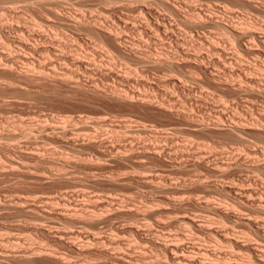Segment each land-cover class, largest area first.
Segmentation results:
<instances>
[{
    "label": "rangeland",
    "instance_id": "obj_1",
    "mask_svg": "<svg viewBox=\"0 0 264 264\" xmlns=\"http://www.w3.org/2000/svg\"><path fill=\"white\" fill-rule=\"evenodd\" d=\"M54 1L61 13L82 14L88 20L99 17L98 21L118 25L124 37L122 44L134 41L129 46H135L146 60L139 62L130 54L125 57L103 49L99 45H103L102 36L53 15ZM211 6L220 10L216 12L222 13L225 21H256L257 27H262L257 28L259 34H264V0H0V53L8 50L12 36L22 34L14 28L17 25L24 32H43L48 41H33L51 48L35 53L42 64L25 67L18 61L16 70L30 69L32 75H37L44 69L59 77L4 80L0 75V131L14 128L27 131L28 135L15 141L0 138V264H177L171 252L161 247L163 241H182L189 254L193 246H199L202 250L192 252L197 258L206 246L213 252L216 249L222 257L211 258L206 252L200 255L206 264L254 262L252 254L244 251V244L257 241L263 248L264 237L246 220L230 221L223 214L230 209L246 219L253 216L251 219L264 222L260 211L264 208V54L237 51L223 29L209 22ZM145 7L151 8L153 14ZM174 7L186 16L199 10L206 23L189 26ZM166 27L169 34L175 31L172 36ZM246 39L247 46L264 48L252 37ZM212 43L221 47L219 53L213 50ZM74 50L83 51V56ZM61 52L68 53L67 57L81 55L85 65L62 60ZM160 57L171 60L173 68L158 63ZM68 67L74 71L68 74L70 80L63 76ZM233 85L245 88L234 93ZM111 89L135 94V100L148 94L158 105L172 109L114 100L107 96ZM234 123L245 124L248 131L239 136L230 129ZM151 144L157 149L163 147L160 155L152 152L151 156L146 151L148 146V150L154 149ZM119 155L127 159H120ZM249 188L255 191L242 193ZM42 196H51L54 201L48 203ZM18 198L22 199L20 206L15 205ZM100 200L106 203L105 208ZM93 201L104 210L94 209ZM67 204L80 207L81 213L76 206L71 209ZM76 208L78 214L73 212ZM192 216L199 223L204 222V228L189 223ZM226 226L232 228L228 232L230 239L233 237L230 242L219 240L223 237L217 233ZM210 228L216 232L214 235ZM62 230L74 232V236ZM55 232L66 235L58 234L59 238ZM89 235H95V240Z\"/></svg>",
    "mask_w": 264,
    "mask_h": 264
},
{
    "label": "bare ground",
    "instance_id": "obj_2",
    "mask_svg": "<svg viewBox=\"0 0 264 264\" xmlns=\"http://www.w3.org/2000/svg\"><path fill=\"white\" fill-rule=\"evenodd\" d=\"M241 1V0H240ZM55 2L56 1H54V4H55ZM231 2H233V1H231ZM242 2H245V1H242ZM249 2V1H248ZM142 3H144V2H142ZM234 3V2H233ZM240 3V2H239ZM57 4H59V3H57ZM244 4H246V3H244ZM148 5V4H147ZM191 5V4H190ZM145 6V5H144ZM198 6V5H197ZM207 6V5H206ZM241 6H242V4H241ZM59 8H60V6H58ZM173 7V6H172ZM200 7V6H199ZM225 7V6H224ZM226 7H227V5H226ZM140 8V7H139ZM141 8H144V7H141ZM140 8V10H142ZM146 8V7H145ZM148 8V7H147ZM147 8H146V10H147ZM194 8V7H193ZM203 8V7H202ZM215 8V7H214ZM232 8V7H231ZM149 9V8H148ZM151 9V8H150ZM149 9V10H150ZM174 9H175V11L178 13V14H180L181 15V18L180 19H182V21L184 20L186 23H188L189 24V26L191 25V26H199V25H204V23H206L205 21H204V19H203V16H202V13L201 12H199V10L198 11H195L194 9V11L193 12H191L190 11V13L186 16V15H182L181 14V12H180V10L177 8V7H174ZM205 9V8H204ZM218 9V8H217ZM225 9V8H224ZM11 10V9H10ZM210 11V13L208 14L209 16H211L210 17V21L209 22H211L212 24H214V25H216L217 27H220V28H222L223 29V33H226V34H224V35H227V38L229 39V42L231 43V44H233V45H235L236 47H237V51L238 50H247V51H249V52H252V53H254V54H264V48H262V47H260V48H254V46L252 47V45H251V47L250 46H247L246 45V41L244 42V40L247 38V37H252L253 39H255V40H257L258 41V43L260 42V45L262 44V46L264 47V34L262 35V33L261 34H259V32L260 31H258L257 30V23H256V21L254 22V21H251V20H247V19H243L242 21H239L238 19V21L236 20V21H234V19L233 20H228V21H225L224 20V16H222V15H220V14H222V13H217V12H219V11H215L213 8H212V6H211V9H209ZM231 10V9H230ZM145 11V10H144ZM207 11V10H206ZM226 11H228V10H226ZM146 12V11H145ZM150 12H151V10H150ZM225 12V11H224ZM230 12V11H229ZM51 13H53V15H55L56 17H58L59 19H62V20H64L65 22H69V23H71V24H73L74 26H84V27H86V28H88V30H90L92 33L94 32V33H97V35H99V38H100V36H102L103 37V39L101 40L102 41V43H103V45H101V44H99L101 47L103 46V49H104V47L106 48L105 50H107L108 52H117V53H119L120 55L122 54V55H124V54H130V55H132L136 60H138L139 62H144L145 60H146V57H145V55H140V54H138V51L136 50V47L134 46V48L132 47V46H129V44H132V42H134V41H132L131 43H127L126 45H125V43L124 44H122V42H123V40H124V37L120 34V32H119V27H118V25H114L113 23H111V25H108V24H110V23H106V22H104V23H106L107 25H105L103 22H101V21H98L99 19V17L96 19V17L93 19V16H92V19L90 20H88L87 19V17L85 18L84 17V15H72V14H70V12L68 13H61L58 9H57V5L55 4L54 5V7L52 8V12ZM207 13V12H206ZM151 14H153L152 12H151ZM150 14V15H151ZM142 15H144V14H142ZM141 15V16H142ZM204 15H205V13H204ZM217 15H219V16H217ZM225 15V14H224ZM152 16V15H151ZM154 17V16H153ZM141 18V17H140ZM148 18V17H147ZM141 19H143V18H141ZM206 19V18H205ZM209 19V18H208ZM236 19V18H235ZM242 19V18H241ZM140 20V19H139ZM153 20V19H152ZM207 20V19H206ZM2 21V20H1ZM149 21V20H148ZM62 22V21H61ZM100 22L103 24H101L100 25ZM129 22H131V21H129ZM128 22V23H129ZM155 22L156 23H158L156 20H155ZM160 22V21H159ZM6 23V22H5ZM19 23V22H18ZM17 23V24H18ZM68 23V24H69ZM99 23V24H98ZM147 23V22H146ZM166 23V22H165ZM65 24V23H64ZM63 24V25H64ZM67 24V23H66ZM152 24V23H151ZM159 24H162L161 22L159 23ZM159 24L157 25V26H159ZM3 25V24H2ZM11 26L10 27H14L12 24H10ZM133 25V24H132ZM147 25V24H146ZM153 25H155V23L153 24ZM166 25V24H165ZM4 26V25H3ZM2 26V27H3ZM67 26V25H66ZM71 26V25H70ZM127 26V25H126ZM162 26V25H161ZM167 26V25H166ZM244 26V27H243ZM258 26H260L259 24H258ZM125 27V26H124ZM137 27V26H136ZM160 27V26H159ZM158 27V28H159ZM164 27V26H163ZM215 27V26H214ZM1 28V27H0ZM15 29H17V30H19V31H21V35H18V37H11L10 39H9V41H8V44H7V49L8 50H6L5 52H1L0 53V56H1V58L3 57L4 58V60L1 62V58H0V75H1V73L3 74V75H1V76H4V78L5 77H8V78H10L11 80H14V79H21L22 78V80H23V78L25 79V78H36V79H57V78H59L57 75H54V74H51V73H49L48 72V70L47 71H45L44 69H42V70H40V71H38L39 73L37 74V75H32L30 72H29V70H27V69H22V71L20 72V70L18 71V70H16V66H15V64H17L16 62H18V61H21V62H23V63H25V67H26V65H30L31 63H38L39 65H41L42 64V61L41 60H39L40 58H38L37 57V59H36V55H35V53H38V52H40L41 50L43 51H47L48 49H51L50 47L48 48V46L46 45V43L44 44V42H46V41H48V35H46L45 33H37L38 35H36L35 33H33V32H31V31H26V32H24L25 31V29L24 28H22V27H20V25H17V26H15L14 27ZM79 28V27H78ZM83 28V27H82ZM121 28V27H120ZM130 28V27H129ZM138 28V27H137ZM169 28V27H168ZM216 28V27H215ZM260 28H262V27H260ZM260 28H258V29H260ZM28 29V28H27ZM161 29V28H160ZM171 29H172V27H171ZM4 30V29H3ZM16 30V31H17ZM29 30V29H28ZM87 30V29H86ZM129 30V29H128ZM131 30V29H130ZM163 30V29H162ZM167 30H169V29H167V27L165 28V31L167 32ZM7 31V30H6ZM170 31H174V29L173 30H170ZM221 31V30H220ZM90 32V33H91ZM164 32V31H163ZM175 32V31H174ZM174 32H172V33H174ZM91 33V34H92ZM170 33V32H169ZM168 32H167V34H169ZM171 33V34H172ZM167 34H165V35H167ZM171 34H169V36L171 35ZM96 35V34H95ZM168 36V35H167ZM172 36V35H171ZM186 36V35H185ZM188 36V35H187ZM7 37H9V36H7ZM36 38H38V39H42L44 42H42V43H40V44H34L33 43V41H35L36 40ZM173 38H174V36H173ZM176 38V37H175ZM188 38V37H187ZM193 38V37H192ZM213 39V38H212ZM53 40V39H52ZM52 40H50L51 42H53ZM99 40V39H98ZM127 40V39H126ZM206 40V39H205ZM209 40V39H208ZM211 40V39H210ZM247 40V39H246ZM255 40H253L255 43L257 42V41H255ZM49 41V42H50ZM100 41V40H99ZM211 41H213V40H211ZM210 41V42H211ZM251 41H252V39H251ZM203 42V41H202ZM54 43V42H53ZM58 43V42H57ZM186 43V42H185ZM196 43V42H195ZM245 43V44H244ZM249 43V42H248ZM257 43V44H258ZM4 44H6V42L4 41ZM49 44V43H48ZM59 44V43H58ZM134 44V43H133ZM61 47H63L62 45H61V42H60V44H59ZM201 45V44H200ZM200 45H198V46H200ZM211 45V44H210ZM212 45H213V50H215V51H219L220 50V48L217 46V44H214V43H212ZM260 45H257V46H260ZM53 46V45H52ZM57 46V45H56ZM99 46V47H100ZM232 46V45H231ZM242 46L244 47V48H242ZM55 47V46H54ZM58 47V46H57ZM65 47H67V46H65ZM5 48V47H4ZM56 48V47H55ZM102 49V48H101ZM0 50H2L1 48H0ZM62 50H63V48H62ZM61 50V51H62ZM41 51V52H42ZM73 51V50H72ZM71 51V52H72ZM77 54H82V56H83V51L82 52H80L79 50H74ZM223 51H224V49H223ZM49 52V51H48ZM55 52V51H54ZM58 51L56 50V53H57ZM46 53V52H45ZM59 53V52H58ZM66 53V52H65ZM70 53V52H69ZM75 53V54H76ZM146 53V52H145ZM161 53H163V52H161ZM183 53V52H182ZM219 53V52H218ZM245 53H247V52H245ZM252 53H249V54H252ZM48 54V53H47ZM66 54H68V53H66ZM66 54H64V52L62 53H60V55L61 56H59L61 59L63 58L64 60L66 59H70L71 61H72V64L74 65H76V66H80V64H83V65H85L83 62V60L85 59H82L83 57L80 55H77L76 54V56H73V57H71V56H69V57H67L68 55H66ZM74 54V55H75ZM196 54V53H195ZM222 54V53H221ZM148 54H146V56H147ZM160 55V54H159ZM158 55V56H159ZM172 55V54H171ZM247 55H248V53H247ZM35 56V57H34ZM86 56V55H85ZM87 56H88V54H87ZM125 57H126V55H124ZM158 56L156 57V56H154V57H156L157 59H158ZM221 56V55H220ZM224 56V55H223ZM242 56V55H241ZM257 56H259V55H257ZM123 57V56H122ZM149 57V56H148ZM147 57V58H148ZM166 57V56H165ZM264 57V56H263ZM262 57V58H263ZM35 58V59H34ZM133 58V59H134ZM167 58V57H166ZM62 59V60H63ZM160 60H157V62L158 63H161V64H168L169 66H172L173 65V62L171 61V60H168V59H161V57L159 58ZM219 59H220V57H219ZM226 59V58H225ZM65 60V61H66ZM69 60V61H70ZM151 60V59H150ZM176 60V59H175ZM187 60H188V58H187ZM240 60V59H239ZM59 61V60H58ZM68 61V60H67ZM66 61V62H67ZM179 61V60H178ZM243 61V60H242ZM149 62V61H148ZM181 62V61H180ZM239 62V61H238ZM262 62H264V60L262 61ZM45 63V62H44ZM43 63V64H44ZM152 63V62H151ZM155 63V62H154ZM154 63H153V65H154ZM183 63V62H182ZM245 63V62H244ZM243 63V64H244ZM250 63V62H249ZM255 62H253V64H254ZM89 64V63H88ZM91 64V63H90ZM218 64V63H217ZM242 64V65H243ZM246 65H247V63H245ZM152 65V66H153ZM188 65V64H187ZM203 65V64H202ZM201 64H200V66H202ZM53 66H54V64H53ZM56 66V65H55ZM54 66V67H55ZM156 66V65H155ZM179 66H181V65H179ZM245 66V65H244ZM255 66V65H254ZM84 67V66H83ZM88 67V66H87ZM166 67V66H165ZM28 68V67H27ZM152 68V67H151ZM159 68H160V66H159ZM169 68V67H168ZM172 68H173V66H172ZM203 68V67H202ZM39 69H40V67H39ZM88 69V68H87ZM170 69H171V67H170ZM204 69V68H203ZM250 69V68H249ZM248 69V70H249ZM53 70V69H52ZM173 70V69H172ZM246 70V69H245ZM244 70V71H245ZM251 70V69H250ZM254 70V69H253ZM64 72H63V76H68V74L70 73V74H72L71 72L73 71V69H70L69 67L68 68H65V70H63ZM54 72V71H53ZM74 72V71H73ZM30 73V74H29ZM242 73V72H241ZM244 73V72H243ZM61 74V73H60ZM247 74V73H246ZM59 75V74H58ZM245 75V74H244ZM239 76H240V74H239ZM8 78H5L4 80H6V79H8ZM68 79L70 80V78H69V76H68ZM243 79V78H242ZM248 80H250V82H251V79H248ZM47 81V80H46ZM243 82V81H242ZM244 82H246V81H244ZM249 82V83H250ZM252 82H253V84H255L256 83V81L255 80H252ZM12 83V82H11ZM48 84V83H47ZM231 84H232V82H231ZM244 84V83H243ZM261 84V83H260ZM40 85V84H39ZM235 85V84H234ZM233 85V86H234ZM75 86V85H74ZM239 86V85H238ZM233 87L232 89H233V92L234 93H239L242 89L244 90V88H240V87ZM5 86H3V88H4ZM95 87V86H94ZM99 87V86H98ZM261 87H262V85H261ZM74 88V87H73ZM97 88V87H96ZM230 88V87H229ZM117 90H118V88H116ZM116 89H115V91L113 90V89H111L112 91L111 92H108V95L107 96H109L110 98H113L114 100L116 99V100H119V101H126V103L128 102H138L139 104L141 103V104H149V105H152V106H156V107H158V108H161V109H163V110H169V108H171L172 109V107H166V106H164L163 104L162 105H158V103H155L156 101L155 100H153L152 99V97L150 98V97H147V95H146V97H140V98H138L137 100H135L134 99V95L133 94H131V93H129L128 91L127 92H124V90H123V92H120V91H116ZM260 89V88H259ZM2 90H4V89H2ZM90 90V89H89ZM88 90V91H89ZM95 90V89H94ZM103 90V89H102ZM258 90V89H257ZM104 91H106V90H104ZM126 91V90H125ZM249 91V90H248ZM1 92V91H0ZM91 92V91H90ZM254 92V91H253ZM95 93V92H94ZM249 93H250V91H249ZM99 94H101V92L99 93ZM102 94H104V93H102ZM139 94V93H138ZM137 94V95H138ZM259 94H261V93H259ZM264 94V93H263ZM262 94V95H263ZM4 95V94H3ZM105 96V95H104ZM152 96V95H151ZM136 98V97H135ZM107 99H108V97H107ZM112 99V100H113ZM160 104V103H159ZM168 106V105H167ZM174 109V108H173ZM180 113V112H179ZM189 115V114H188ZM188 115L186 116V117H188ZM194 120V119H193ZM22 121V120H21ZM220 121L222 122V121H224L223 119L221 120L220 119ZM232 121H234V120H232ZM17 123V122H16ZM22 123V122H21ZM21 123H19V126L21 127ZM24 123V122H23ZM220 123V122H219ZM241 123V122H240ZM246 123V122H245ZM258 123H259V121H258ZM257 123V124H258ZM15 124V123H14ZM221 124V123H220ZM225 124V123H224ZM261 124V123H260ZM13 125V124H12ZM18 125V124H17ZM22 125H25V124H22ZM230 125H232L231 123H230ZM262 125V124H261ZM19 126H17V127H19ZM258 126L260 127V125L258 124ZM258 126H254V127H258ZM23 127V126H22ZM83 127V126H82ZM85 127V126H84ZM88 127V126H87ZM211 127V126H210ZM224 127V126H223ZM42 128V127H41ZM221 128V127H220ZM228 128H229V126H228ZM248 126H246L245 124H235L234 123V125L233 126H231V130H235L236 132H238V135L240 134V133H244V132H246V130L248 131ZM261 128V127H260ZM17 129V128H16ZM20 129V128H19ZM25 129V128H24ZM85 129V128H84ZM226 129V128H225ZM229 129V130H230ZM258 129V128H257ZM68 130V129H67ZM6 131V130H5ZM40 131V130H39ZM38 131V132H39ZM58 131V130H57ZM27 131H17V130H15L14 128H13V130H8V131H6V132H1L0 131V138L2 139V137H4L5 136V138H7V139H9V140H14V139H17V137L19 138L21 135L22 136H25V135H27V133H26ZM42 133H43V131H41ZM47 132V131H46ZM59 132V131H58ZM57 132V133H58ZM63 132H66V130H64ZM90 132V131H89ZM45 133V132H44ZM43 133V134H44ZM48 133V132H47ZM54 133V132H53ZM43 134H42V136H43ZM46 134V133H45ZM62 134V133H61ZM91 134H93V132H91ZM166 134V133H165ZM164 134V135H165ZM34 135V134H33ZM51 135V134H50ZM95 135V134H94ZM28 136V135H27ZM45 136V135H44ZM52 136V135H51ZM67 136V135H66ZM88 136V135H87ZM93 136V135H92ZM156 136V135H155ZM161 136V135H160ZM167 136V135H166ZM169 136V135H168ZM167 136V137H168ZM240 136V135H239ZM58 137H59V135H58ZM49 138V137H48ZM56 138V137H55ZM93 139H95V138H93ZM98 139V138H97ZM4 140V139H3ZM155 140H156V137H155ZM11 141V142H12ZM15 141V140H14ZM89 141V140H88ZM92 141V140H91ZM95 141H96V139H95ZM94 141V142H95ZM98 141V140H97ZM1 142V141H0ZM3 142H5V141H3ZM9 142V141H8ZM90 142V141H89ZM93 142V143H94ZM22 143V142H21ZM72 143V142H71ZM75 143V142H74ZM97 143V142H96ZM145 143V142H144ZM151 143V142H150ZM9 144L10 143H6V145L7 146H9ZM95 144V143H94ZM109 144V143H108ZM108 144H107V146H108ZM116 144V143H115ZM148 144H149V142H148ZM147 144V145H148ZM12 145V144H11ZM152 145V144H151ZM1 146V145H0ZM6 146V147H7ZM18 146V145H17ZM16 146V147H17ZM77 146V145H76ZM152 146H154V145H152ZM14 147V146H13ZM19 147H21L20 145H19ZM73 147V146H72ZM115 147V146H114ZM158 147V146H157ZM157 147L155 148V146H154V149L152 148V149H150V150H148L149 149V146H148V149H147V147L145 148L146 149V151H150L151 153L153 152L154 154H156V155H160V152L163 150V147H160L161 148V150H160V148L159 149H157ZM1 148V147H0ZM23 149H24V147H22ZM109 148V147H108ZM107 148V149H108ZM7 149V148H6ZM8 149H9V147H8ZM110 149V148H109ZM144 149V148H143ZM4 150V149H3ZM116 151H117V149H115ZM123 151V150H122ZM252 151V150H251ZM250 151V152H251ZM262 151V150H261ZM264 151V150H263ZM24 152V151H23ZM144 152V151H143ZM150 152H149V154H150ZM153 153L151 154V156L153 155ZM24 154V153H23ZM126 154V153H125ZM124 154V155H125ZM149 154H147V155H149ZM117 155V154H116ZM128 155V154H127ZM145 155V154H144ZM8 156V155H7ZM118 156V155H117ZM120 156V159L121 158H123L124 156L123 155H119ZM41 157V156H40ZM44 157V156H43ZM156 157V156H155ZM159 157V156H158ZM12 158V157H11ZM125 158V157H124ZM9 159V158H8ZM127 159V157L125 158V160ZM9 162L10 163H12V164H14V161L12 160V159H10L9 160ZM206 162V161H205ZM225 162V161H224ZM263 166V165H262ZM220 167V166H219ZM264 167V166H263ZM14 168V167H13ZM221 168V167H220ZM14 171V170H13ZM220 172V171H219ZM41 174H43V173H41ZM154 175V174H153ZM139 176V175H138ZM154 177V176H153ZM39 178V177H38ZM145 178V177H144ZM148 179V178H147ZM243 179V178H242ZM111 180V179H110ZM146 180V179H145ZM111 182V181H110ZM114 182V181H113ZM145 182V181H144ZM217 182V181H216ZM214 183V182H213ZM207 184V183H206ZM210 184V183H209ZM241 185V184H240ZM239 186V185H238ZM237 186V187H238ZM226 187H227V185H226ZM242 187H243V185H242ZM244 187H246V185L244 186ZM161 188H163L162 186H161ZM228 189V188H227ZM247 189V188H246ZM245 189V190H246ZM250 190H244V189H242V190H244V191H242V193H251L252 191H255V190H253L252 188H249ZM237 191V190H236ZM231 192H233V191H231ZM236 194V193H235ZM251 195V194H250ZM62 196V195H61ZM254 196V195H253ZM41 197V196H40ZM43 197V196H42ZM59 197V196H58ZM65 197V196H64ZM251 197H252V195H251ZM44 198V200L45 201H51V200H53L54 201V198L53 197H51V196H46V197H43ZM61 198V197H60ZM244 198V197H243ZM247 198H249V197H247ZM254 198V197H253ZM16 199V198H15ZM24 199V198H23ZM111 198H109V201L111 202V200H110ZM21 200L22 199H20V198H18V200L16 201V203H15V205L17 206V204L20 206L21 204H19V203H21ZM39 200V199H38ZM60 200V199H59ZM52 201V202H53ZM70 201V200H69ZM96 201H98V200H96ZM101 201V200H100ZM107 201V200H106ZM108 201V202H109ZM199 201V200H198ZM57 202V201H56ZM67 202V201H66ZM99 202V201H98ZM113 203H114V201H112ZM254 202V201H253ZM23 203V202H22ZM34 203V202H33ZM49 203V202H48ZM61 203V202H60ZM65 203V202H64ZM70 203V202H69ZM96 203V204H95ZM101 203H103L102 201H101ZM105 203V202H104ZM103 203V204H104ZM203 203V202H202ZM249 203V202H248ZM12 204V203H11ZM13 204H14V202H13ZM92 204H94L93 205V207H94V209H95V207H99L98 206V204H97V202H95V201H93V203ZM91 204V205H92ZM106 204V203H105ZM104 204V205H105ZM172 204H175V203H172ZM177 204V203H176ZM238 204V203H237ZM24 205V204H23ZM36 205V204H35ZM68 206H70V208H71V206H73L72 204L71 205H69V204H67ZM66 205V206H67ZM90 205V206H91ZM103 205V206H104ZM111 205H112V203H111ZM210 205V204H209ZM208 205V206H209ZM234 205V204H233ZM246 205V204H245ZM250 205V204H249ZM248 205V206H249ZM254 205V204H253ZM14 206V205H13ZM18 206V207H19ZM76 206V205H75ZM75 206H73V207H75ZM85 205H83L82 206V208H84L83 210H86L85 208L86 207H84ZM109 206V205H108ZM107 206V207H108ZM176 206V205H175ZM218 206V205H217ZM257 206V205H256ZM77 207V206H76ZM100 207L102 208V206L100 205ZM99 207V208H100ZM106 207V205L103 207V208H105ZM110 207V206H109ZM180 207V206H179ZM204 207V206H203ZM202 207V208H203ZM211 207V206H210ZM222 207V206H221ZM254 206H252V208H253ZM66 208V207H65ZM70 208H69V211H70ZM78 208V207H77ZM76 208V210H72L73 212H75L74 214H78V212L76 213V211L80 208H78L77 209ZM81 208V209H82ZM102 208V210H104ZM110 208H112V207H110ZM201 208V209H202ZM206 208V207H205ZM215 208V207H214ZM67 209V208H66ZM66 209H65V211H66ZM72 209V208H71ZM91 209H93V208H91ZM93 209V210H94ZM108 209V208H107ZM180 209V208H179ZM200 209V210H201ZM212 209V208H211ZM218 210H219V208H217ZM80 210V209H79ZM175 210V209H174ZM215 210V209H214ZM217 210V211H218ZM233 210V209H232ZM253 210H255V208L253 209ZM65 211H64V213H65ZM96 211V210H95ZM97 211H98V209H97ZM94 212L95 214L97 213L98 214V212ZM107 211V210H106ZM168 211V210H167ZM170 211H172V210H170ZM225 211V214H223V212ZM224 211H221L222 213L221 214H223L224 216H227L228 217V219L230 220H243L242 222H244L245 220H246V222H248V223H250L252 226L251 227H253V225L255 226L254 228L255 229H257V232L259 233V234H261L263 237H264V222H260V221H258V219L259 218H257V220H255V219H251L252 217H249V216H246V217H248L247 219L246 218H244L243 216H241L240 214H238V213H236L235 211H230V209H229V211H228V209H227V211L226 210H224ZM257 211V210H256ZM260 211L261 212H263L264 213V208H261L260 209ZM72 212V213H73ZM84 212V211H83ZM82 212V213H83ZM101 213H102V211H100ZM179 212V211H178ZM216 212V211H215ZM63 213V214H64ZM67 213H69L68 212V210H67ZM72 213L70 214V215H72ZM80 213H81V210H80ZM120 213V212H119ZM168 213V212H167ZM197 213V212H196ZM218 213V212H217ZM258 213V212H257ZM260 213V212H259ZM66 214V213H65ZM64 214V215H65ZM103 214V213H102ZM169 214V213H168ZM184 215L186 214V213H183ZM198 214V213H197ZM203 214V213H202ZM220 214V212L218 213V215ZM261 214V213H260ZM80 215H82V214H80ZM101 215V214H100ZM100 215H98V216H100ZM160 215V214H159ZM165 215V214H164ZM187 215V214H186ZM205 215V214H204ZM256 215H259V214H256ZM104 216H106V214L104 215ZM198 216V215H197ZM199 216H202L201 214L199 215ZM262 216V215H261ZM65 217V216H64ZM108 217H109V215H108ZM107 217V218H108ZM195 216H192V217H189V220H188V222L189 223H191L192 225L193 224H196V225H199L200 227L202 226L203 228H204V222H198V221H196L197 219L196 218H194ZM205 217V216H204ZM223 217V216H222ZM259 217V216H258ZM263 217V216H262ZM67 218V217H66ZM75 218V217H74ZM101 218H102V216H101ZM199 218H201V217H199ZM207 218H209V217H207ZM237 218V219H236ZM256 218V217H255ZM94 219V218H93ZM92 219V220H93ZM96 219H98V218H96ZM183 219V218H182ZM204 219V221H205V218H203ZM228 219H226V220H228ZM73 220V219H72ZM77 220H79L80 222H83L84 220H82V219H78L77 218ZM76 219H75V221H77ZM228 220V221H229ZM230 220V221H231ZM263 220V219H262ZM74 221V222H75ZM184 221V220H183ZM186 221V220H185ZM199 221H201V220H199ZM223 221V220H222ZM84 222H86V221H84ZM88 222V221H87ZM237 222H240V221H237ZM205 223H206V221H205ZM223 223V222H222ZM226 223V222H225ZM225 223H224V226H225ZM38 224V223H37ZM207 224H208V221H207ZM228 224V223H227ZM210 225V224H209ZM238 225V224H237ZM246 225V224H245ZM34 226V225H33ZM40 226V225H39ZM234 226V225H233ZM209 227V226H208ZM207 227V228H208ZM212 227V226H211ZM34 228H35V226H34ZM47 228V227H46ZM229 228H231V227H229ZM228 228V226H226V227H224L223 229V232H220L221 230H219L218 231V229H217V233H220V237L222 236L223 238H219V240L221 239V241L222 240H224L225 242H230L231 241V239L233 238H231L230 239V237H229V235H228V232H229V229ZM235 228V227H234ZM233 228V229H234ZM137 229H138V227H137ZM211 230H212V232H213V229L212 228H210ZM209 229V230H210ZM232 229V228H231ZM237 229V228H236ZM71 230V229H70ZM70 230H68V231H70ZM210 230V231H211ZM62 231H64L65 232V230H62ZM71 231H73V230H71ZM209 231V232H210ZM215 231V230H214ZM234 231V230H233ZM232 231V232H233ZM136 232V231H135ZM231 232V231H230ZM229 232V233H230ZM254 232V231H253ZM56 233V232H55ZM61 233H63V232H61ZM61 233H56L55 235H57V236H64V235H71L72 234V236H74V232H65L63 235L61 234ZM90 233V232H89ZM95 233V232H94ZM216 233V232H215ZM214 232H213V235L215 234ZM257 233V234H258ZM59 234V235H58ZM87 234V233H86ZM86 234H85V236H86ZM97 234V233H96ZM95 234V235H96ZM180 234V233H179ZM235 234V233H234ZM258 234V235H259ZM54 235V236H55ZM81 235V234H80ZM80 235H78V236H80ZM95 235H93V237L92 236H90L91 238H93L94 240H95ZM178 235V234H177ZM237 235V234H236ZM59 236V238H61ZM71 236V237H72ZM77 236V235H76ZM88 236V237H89ZM180 236V235H179ZM216 236V235H215ZM218 236H219V234H218ZM234 236V235H233ZM238 236V235H237ZM66 237V236H65ZM87 237V238H88ZM141 237V236H140ZM151 237V236H150ZM260 237V236H259ZM263 237H261V238H263ZM85 238V237H84ZM109 238V237H108ZM154 238V237H153ZM180 238V237H179ZM194 238V237H193ZM217 238V237H216ZM250 238V237H249ZM56 239V238H55ZM93 239H91V241H89L90 243L92 242V240ZM98 238H96V240H97ZM113 239V238H112ZM177 239V238H176ZM185 239V238H184ZM235 239V238H234ZM260 239V238H259ZM88 240H90L89 238H88ZM87 240V241H88ZM114 240V239H113ZM144 240H145V238H144ZM174 240V239H173ZM179 240V239H178ZM186 240V239H185ZM219 240H218V242H219ZM239 240H241V239H239ZM245 240V239H244ZM250 240V239H249ZM263 240V239H262ZM84 241H85V239H84ZM176 241V240H175ZM174 241V242H175ZM186 241H188V240H186ZM264 241V240H263ZM9 242H11V241H9ZM63 242V241H62ZM89 242H86V243H89ZM120 242V241H119ZM162 242V241H161ZM164 242V241H163ZM162 242V245H161V247L163 246L164 248H165V250L164 251H169V252H171V256H172V258L174 259V260H176V263L177 264H198V262H200L201 264H206L205 262H204V258L202 257V259H203V261L200 259V255L202 254V253H204V252H206L207 254L206 255H208L209 257H210V255H211V258H212V255L213 256H218L219 255V253H218V255H217V253L216 252H218V251H216V246H215V251L213 252V251H211V250H208V249H206L207 248V246H206V248H205V250H204V252H202L200 255H199V258H197L196 256H198V255H194V254H192V252H193V249L195 250V249H197V251L199 250H202V248L201 247H196V246H193L194 248H191V254H189V253H187V251H186V249H185V246L186 245H184L183 243H182V241H176L175 243H173V242H171V243H168V242H164L163 243ZM196 242V241H195ZM213 242V241H212ZM215 242H217L216 240H215ZM214 242V243H215ZM223 242V241H222ZM235 242V241H234ZM236 242H238L237 240H236ZM241 242H242V240H241ZM240 242V243H241ZM159 243V242H158ZM247 243V244H246ZM244 245H245V252L247 251H249L250 252V254H252V256L254 257H252V256H250V254H249V256H250V258L251 259H254V260H252V262L254 263V264H256V262L258 263V264H264V258L262 257L263 255H264V247L263 248H261V246H259L258 244H259V242H257L256 241V243H258V244H252V243H248V242H246ZM12 244V243H11ZM71 244V243H70ZM75 244V242L73 243V245ZM78 244V243H77ZM190 243H188V245H189ZM192 244V243H191ZM216 244V243H215ZM214 244V245H215ZM220 244V243H219ZM227 244V243H226ZM230 244H232V242L230 243ZM264 244V243H263ZM79 245V244H78ZM81 245V244H80ZM224 245V244H223ZM228 245V244H227ZM236 245V244H235ZM218 246V245H217ZM221 246V245H220ZM241 246V245H240ZM262 246H264V245H262ZM78 247V246H77ZM82 247V246H81ZM81 247H80V249H81ZM196 247V248H195ZM203 247V246H202ZM219 247V246H218ZM235 247H238V246H235ZM76 248V247H75ZM201 248V249H200ZM209 248V247H208ZM240 247H238V249H239ZM161 249V248H160ZM220 249V248H219ZM82 250V249H81ZM188 250H189V247H188ZM241 250V249H240ZM239 250V251H240ZM197 251H194V252H197ZM227 251V250H226ZM226 251H224V253L226 252ZM260 251V253H257V252H259ZM169 252H166V254L167 253H169ZM243 252V251H242ZM248 252V253H249ZM53 253V252H52ZM220 253H222V254H224L223 252H220ZM227 253V252H226ZM229 253H231V252H229ZM48 254V253H47ZM170 254V253H169ZM196 254V253H195ZM198 254V253H197ZM233 254H234V251H233ZM259 254H261V255H259ZM50 255H51V252H50ZM49 255V256H50ZM55 254H53V256H54ZM125 255V254H124ZM194 255V256H193ZM206 255H204V257L206 256ZM225 255V254H224ZM223 255V256H224ZM228 255V254H227ZM231 255V254H230ZM59 256H61V255H59ZM168 256V255H167ZM203 256V255H202ZM219 256H221V255H219ZM219 256L217 257V258H219ZM239 256V255H238ZM243 256V255H242ZM246 256V255H245ZM248 256V255H247ZM248 256V257H249ZM48 257V256H47ZM129 257V256H128ZM127 257V258H128ZM222 257V256H221ZM220 257V258H221ZM56 258V257H55ZM60 258V257H59ZM123 258H125V257H123ZM127 258H125V260H127ZM216 258V259H217ZM224 258V257H223ZM243 258H245V257H243ZM242 257H241V259H243ZM247 258V257H246ZM58 259V258H57ZM64 259V258H63ZM63 259H62V262H64L63 261ZM249 259V258H248ZM66 260V259H65ZM207 260V259H206ZM213 260V259H212ZM215 260V259H214ZM236 260H238V259H236ZM240 260V259H239ZM250 260V259H249ZM61 261V260H60ZM67 261V260H66ZM127 261H129V260H127ZM131 261V260H130ZM208 261V260H207ZM228 261H230V259H228ZM234 261H235V259H234ZM131 262H133V261H131ZM130 262V263H131ZM210 262H213V261H210ZM216 262V261H215ZM236 262V261H235ZM240 262H242L241 260H240ZM61 263V262H60ZM239 263V262H238ZM249 263V262H248ZM252 263V264H253ZM63 264V263H62ZM70 264V263H69ZM212 264H214V263H212ZM226 264H230L229 262L228 263H226ZM231 264H232V262H231Z\"/></svg>",
    "mask_w": 264,
    "mask_h": 264
}]
</instances>
